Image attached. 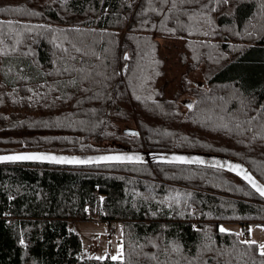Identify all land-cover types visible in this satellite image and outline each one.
Masks as SVG:
<instances>
[{
	"label": "trees",
	"instance_id": "1",
	"mask_svg": "<svg viewBox=\"0 0 264 264\" xmlns=\"http://www.w3.org/2000/svg\"><path fill=\"white\" fill-rule=\"evenodd\" d=\"M0 9V153L210 152L264 183V0H0ZM158 37L184 41L173 98L160 84ZM201 66L206 81L190 80ZM183 94L192 107L178 103ZM133 126L139 135L124 133ZM91 219L122 223L123 259L81 257L71 225ZM222 223L264 225V199L223 170L0 165V264H264L257 243Z\"/></svg>",
	"mask_w": 264,
	"mask_h": 264
},
{
	"label": "rangeland",
	"instance_id": "2",
	"mask_svg": "<svg viewBox=\"0 0 264 264\" xmlns=\"http://www.w3.org/2000/svg\"><path fill=\"white\" fill-rule=\"evenodd\" d=\"M7 3L22 4L26 0H4ZM51 0H35L36 5H42ZM6 4V3H5ZM161 44L162 56L166 59V75L160 80V84L167 82L166 96L173 98L177 90L181 89L182 75L186 72V66L181 64L180 53L184 51L183 40H173L158 37ZM206 68L199 67L197 70L189 73L188 78L192 81H206ZM187 95L183 94L178 103L182 108L187 101ZM134 127V126H133ZM136 128H139L137 126ZM221 227L228 231H235L241 237H244L243 226L237 223H222ZM248 236L246 240H253L259 245L264 244V225L251 223L247 225ZM71 229L79 234L82 240L83 258L111 257L120 252V246H123V226L120 221H103L100 219L74 221ZM260 249V248H259ZM261 251V249H260ZM124 256V251H123Z\"/></svg>",
	"mask_w": 264,
	"mask_h": 264
},
{
	"label": "water",
	"instance_id": "3",
	"mask_svg": "<svg viewBox=\"0 0 264 264\" xmlns=\"http://www.w3.org/2000/svg\"><path fill=\"white\" fill-rule=\"evenodd\" d=\"M185 105H191V102L185 101ZM124 133L128 135H139L140 129L135 127H126ZM19 154H44L46 156H56V157H67V158H79L81 160H91L90 163H57L50 159L43 160H0V165L5 164H25V163H38V164H48L63 167H86V166H97V165H110V164H174V165H190V166H202L215 168L229 172L242 181H244L252 190H254L258 195H260L237 171H233L229 165L239 164L245 170L246 173H250L260 185H264L250 170V168L242 161L227 156L223 154L210 153V152H197V151H178V150H119V151H106V152H94V153H69V152H59L52 150H24V151H14V152H4L0 153V157L12 156ZM103 156H140L142 157L139 161H105L98 160V157ZM173 157H184L187 160L196 161L203 160L204 163H186L181 160H174ZM223 165V166H218ZM261 196V195H260ZM264 199V196H261Z\"/></svg>",
	"mask_w": 264,
	"mask_h": 264
},
{
	"label": "snow or ice",
	"instance_id": "4",
	"mask_svg": "<svg viewBox=\"0 0 264 264\" xmlns=\"http://www.w3.org/2000/svg\"><path fill=\"white\" fill-rule=\"evenodd\" d=\"M167 2V0H165ZM0 11H3V9H0ZM77 51H80V49H77ZM125 59H128L127 56L124 57ZM188 107H192V105H188ZM43 159H50L53 160L57 163H77V164H82V163H90L91 160H81L79 158L73 157V158H67V157H56V156H46L44 154H19V155H12V156H4L0 157V160H43ZM98 160H105V161H139L142 159L140 156H103V157H98ZM174 160H181L186 163H204L203 160H196V161H191L187 160L184 157H173ZM218 166H223V165H218ZM229 167L233 171H237L240 175L243 176V178L261 195L264 196V185H260L256 179L250 174L246 173L245 170L242 168L241 165L239 164H234V165H229ZM220 231H226L223 227L220 228ZM21 244H24V241H20ZM245 244H255L256 241L253 240H245L243 241ZM259 248L261 249V255H264V244L259 245ZM112 260H120L123 259V246H120V252L117 255L111 256L110 257ZM97 259H104V257H97Z\"/></svg>",
	"mask_w": 264,
	"mask_h": 264
},
{
	"label": "built area",
	"instance_id": "5",
	"mask_svg": "<svg viewBox=\"0 0 264 264\" xmlns=\"http://www.w3.org/2000/svg\"><path fill=\"white\" fill-rule=\"evenodd\" d=\"M11 223H12V221H8V225H10ZM242 230L244 232V235L248 236V228H247V226H244Z\"/></svg>",
	"mask_w": 264,
	"mask_h": 264
}]
</instances>
